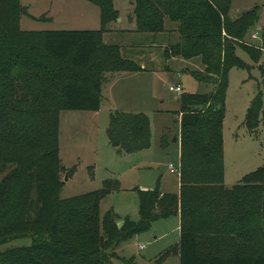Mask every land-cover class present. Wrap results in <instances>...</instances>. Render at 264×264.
<instances>
[{"label": "trees", "instance_id": "1", "mask_svg": "<svg viewBox=\"0 0 264 264\" xmlns=\"http://www.w3.org/2000/svg\"><path fill=\"white\" fill-rule=\"evenodd\" d=\"M100 9L98 30H23L20 0H0V242L31 237V244L4 251L0 264H114L124 260L120 243L151 223L179 216V241L155 264L176 252L179 264H264V163L235 185H224L223 120L229 71L248 68L240 47L258 62L261 48L243 41L258 8L236 19L233 0H133L134 30L157 34L175 23L177 40L165 56L199 58L198 81L210 93H186L179 102L178 193L158 187L139 192V219L122 224L108 211L100 216L103 189L60 198L59 113L96 111L101 76L107 71L141 70L100 34L118 18L114 0H88ZM261 90L246 110L244 124L264 127V67ZM91 74H96L91 77ZM86 79H81L82 77ZM116 144L139 151L150 144L148 118L113 115L108 128ZM132 264V260H126Z\"/></svg>", "mask_w": 264, "mask_h": 264}, {"label": "rangeland", "instance_id": "2", "mask_svg": "<svg viewBox=\"0 0 264 264\" xmlns=\"http://www.w3.org/2000/svg\"><path fill=\"white\" fill-rule=\"evenodd\" d=\"M26 8L19 20L21 29L30 30H98L100 9L88 0H20ZM118 18L100 34L106 44L120 46L121 56L134 60L142 68L136 72L107 71L101 76L100 106L96 111L62 110L59 113L58 145L60 198H69L103 189L100 216L108 211L121 225L126 217L139 219V192L158 187L162 193H177L178 173L168 165L179 166L180 95L169 85L181 84L186 93H210L214 85L198 81L191 72L202 71L199 58L166 57L165 49L177 39L175 23L166 20V32L153 34L134 30L130 19L133 0H114ZM257 7L258 18L247 29L243 41L260 47L261 57L253 61L242 48L236 55L248 68L229 71L223 120L224 185L232 187L246 174L264 163V127L259 121L251 128L244 124L251 100L261 90L264 67V0H233L229 17L236 19ZM256 32L257 37H251ZM96 74H91L95 77ZM87 76H81L86 79ZM182 92V93H183ZM264 102V96L262 97ZM144 114L150 123V144L139 151H128L116 144L108 128L113 115ZM176 141H173V138ZM2 175V174H0ZM67 177V179H65ZM179 241L177 215L158 219L142 232L119 244L115 251L124 260L114 264H155L166 249ZM143 248L139 249L138 244ZM31 237H16L0 242V255L9 249L28 246ZM119 251V252H118ZM162 264H179L176 252Z\"/></svg>", "mask_w": 264, "mask_h": 264}, {"label": "built area", "instance_id": "3", "mask_svg": "<svg viewBox=\"0 0 264 264\" xmlns=\"http://www.w3.org/2000/svg\"><path fill=\"white\" fill-rule=\"evenodd\" d=\"M251 37H257V33L254 32ZM169 90L176 93L177 95H181L182 92H183V89H182V86L180 84H176V85H169ZM169 169L171 172H176L179 174V169L178 167H174L172 163H169L168 165ZM138 248L141 249L144 247V245L142 243H139L138 245Z\"/></svg>", "mask_w": 264, "mask_h": 264}, {"label": "crops", "instance_id": "4", "mask_svg": "<svg viewBox=\"0 0 264 264\" xmlns=\"http://www.w3.org/2000/svg\"><path fill=\"white\" fill-rule=\"evenodd\" d=\"M20 22H21V20H20ZM23 30H30V29H23ZM165 32H166V31H165ZM173 33L175 34L176 32L173 31ZM177 38H178V36H177ZM177 38H176V39H177ZM178 84H179V83H178ZM180 85H181V84H180ZM182 89H183V88H182ZM177 101H178V100H177ZM178 176H179V174H178ZM179 187H180V181H179V179H178V190H177L178 192H179ZM160 191H161V190H160ZM161 192H162V191H161ZM178 192H177V193H178ZM177 217H178V220H179V216H178V215H177ZM118 252H119V251H118ZM119 254H120V253H119Z\"/></svg>", "mask_w": 264, "mask_h": 264}, {"label": "water", "instance_id": "5", "mask_svg": "<svg viewBox=\"0 0 264 264\" xmlns=\"http://www.w3.org/2000/svg\"><path fill=\"white\" fill-rule=\"evenodd\" d=\"M173 141H176V138L175 137L173 138ZM65 179H67V177H65Z\"/></svg>", "mask_w": 264, "mask_h": 264}]
</instances>
